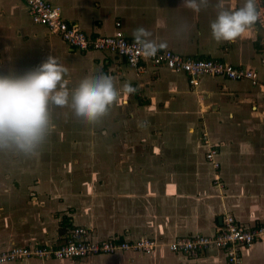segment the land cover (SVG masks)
I'll list each match as a JSON object with an SVG mask.
<instances>
[{
  "label": "crops",
  "instance_id": "0c3cea01",
  "mask_svg": "<svg viewBox=\"0 0 264 264\" xmlns=\"http://www.w3.org/2000/svg\"><path fill=\"white\" fill-rule=\"evenodd\" d=\"M47 1L59 5L62 18L90 37L110 35L120 22L126 38L135 41L134 30L143 27L152 41L165 45L157 51L252 67L258 83L202 75L192 86L186 75L165 67L148 65L140 71L118 55L69 46L33 22L22 0H0V74H23L52 55L67 69L69 89L85 76L103 73L121 90L102 126L90 130L103 135L86 150L75 128V138L59 143L62 156L52 163L48 157L55 153L54 144L58 147L52 126L51 141L47 138L33 156L50 149L45 163L25 169L10 165L15 171L9 173L6 164L0 165V250L56 246L77 226L92 240L151 238L158 243L145 253L4 264H230L225 249L189 256L166 244L197 234L212 236L226 215L243 228L264 224V29L256 24L234 43L219 44L210 32L217 6L236 9L244 0H209L200 12L183 0ZM125 84L136 91L123 92ZM209 147L217 149L219 186L206 159ZM236 250L238 264H264L263 242Z\"/></svg>",
  "mask_w": 264,
  "mask_h": 264
},
{
  "label": "built area",
  "instance_id": "2783aa9c",
  "mask_svg": "<svg viewBox=\"0 0 264 264\" xmlns=\"http://www.w3.org/2000/svg\"><path fill=\"white\" fill-rule=\"evenodd\" d=\"M28 7L33 22L42 24L48 30L59 36L69 46L79 50H96L106 54L120 56L128 66L143 70L148 65L165 67L176 73H182L189 79L192 86L198 84L202 75L223 76L234 81H250L258 83V72L252 67H236L229 63L203 58L184 57L171 50L157 51L154 56L146 58L136 41L126 38L121 30V23L116 22L114 32L110 35L90 37L77 27L70 26L61 16V7L47 0H22ZM260 17L257 26L264 29V0L259 5ZM261 64L264 65V51L261 54ZM204 134V142L209 140ZM217 149L209 147L206 159L215 170V184L221 185L218 169L220 163L216 160ZM256 241L264 243V224L243 228L236 224L231 215H226L218 229L212 235L197 234L188 238H180L166 244L173 252L189 256H197L210 248L225 249L230 264H238L240 256L237 245L250 246ZM158 243L151 238H140L134 241L92 240L83 227H74L59 245L13 246L0 250V264L13 262L24 258L38 260L64 259L98 254H113L119 251L149 252Z\"/></svg>",
  "mask_w": 264,
  "mask_h": 264
},
{
  "label": "clouds",
  "instance_id": "9594fccd",
  "mask_svg": "<svg viewBox=\"0 0 264 264\" xmlns=\"http://www.w3.org/2000/svg\"><path fill=\"white\" fill-rule=\"evenodd\" d=\"M260 3L261 0H244L236 9L217 6L210 23L212 39L217 44L234 43L247 34L259 21ZM182 4L200 12L209 6V0H183ZM133 37L146 58L165 47L152 41L150 31L143 27L135 29ZM66 75L67 69L52 55L23 74H0V156L37 155L50 133L53 108H69L82 124L96 126L121 94L109 75L85 76L71 89ZM122 91L133 94L136 89L125 84Z\"/></svg>",
  "mask_w": 264,
  "mask_h": 264
},
{
  "label": "rangeland",
  "instance_id": "374dc122",
  "mask_svg": "<svg viewBox=\"0 0 264 264\" xmlns=\"http://www.w3.org/2000/svg\"><path fill=\"white\" fill-rule=\"evenodd\" d=\"M9 71H11V70H9ZM9 71L3 70L4 74H7ZM55 110L56 111L52 113V126H54V128H56V130L52 131V133L54 134L52 136V141L58 143L57 144L58 147L61 145L59 143H61L63 141L72 140L75 137H79V139H81V141H83V143H84L83 148L86 150L88 148V146H87L88 143L93 142V141L95 142L96 140H98V138L100 136L103 135V134L102 135L99 134L100 136H98V134H95L92 131L90 132V130L94 129L93 131H95L96 128H100L102 126L101 123L105 122L106 119H103L102 122H100L96 126H88V125L82 124L73 115V113H68V111H65V108H55ZM76 124H78V126H75ZM106 124H107V122H106ZM124 124L126 125V122H124ZM75 128H80V129H79V131H77L76 134H74L75 135V137H74V136H71V134ZM79 139H77V140H79ZM48 140L51 141V139L49 138V135H48ZM54 146H55V149H54L55 153H53V154L51 153V156L49 155L48 158H50V160H53L52 163L54 162V164H55V163L59 162V160L57 161V158L62 156V153H61L62 151H60V147L58 148L55 144H54ZM49 150L41 151L42 152V153L40 152L41 156L37 159H34V157H32V158H28L26 160H22V159H20V157H3V156H0V159H1L0 165L6 164V166H4V168H7V170H8L6 173L15 171V170H13L14 167H16V169H18L19 167H23L25 169V168H28V166H30L32 164L33 165L36 164V165L40 166V165H42L41 164L42 161H43V163L46 162V158H47L46 154H47V151H49ZM72 151H75V150L72 149ZM54 158L56 160H54ZM13 163H15V164H13ZM10 165L11 166L14 165V167L8 169V166H10ZM46 165L50 169H51V167H53L50 162H47ZM59 168L61 169L60 164L58 165V167L55 169L54 172H58L57 169L59 170Z\"/></svg>",
  "mask_w": 264,
  "mask_h": 264
}]
</instances>
